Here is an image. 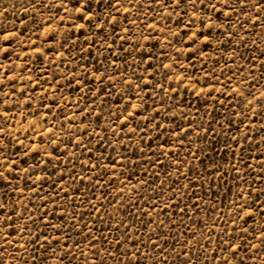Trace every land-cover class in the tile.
<instances>
[{
  "label": "rangeland",
  "instance_id": "obj_1",
  "mask_svg": "<svg viewBox=\"0 0 264 264\" xmlns=\"http://www.w3.org/2000/svg\"><path fill=\"white\" fill-rule=\"evenodd\" d=\"M0 172V264H264V0H0Z\"/></svg>",
  "mask_w": 264,
  "mask_h": 264
},
{
  "label": "snow or ice",
  "instance_id": "obj_2",
  "mask_svg": "<svg viewBox=\"0 0 264 264\" xmlns=\"http://www.w3.org/2000/svg\"><path fill=\"white\" fill-rule=\"evenodd\" d=\"M102 2V0H97V3ZM166 2V0H165ZM191 3L193 6H195L198 2L204 3V0H175V5L178 7L181 3ZM241 3H243V0H240ZM218 3L223 4L224 6H229L230 0H218ZM210 6L217 11H220V9L217 8V3H211ZM196 34H193V38H195ZM0 176H3V172H0Z\"/></svg>",
  "mask_w": 264,
  "mask_h": 264
}]
</instances>
